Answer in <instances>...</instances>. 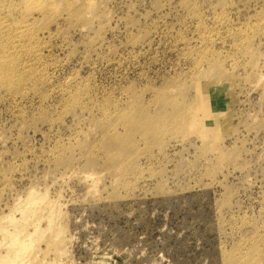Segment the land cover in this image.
I'll use <instances>...</instances> for the list:
<instances>
[{
    "label": "rangeland",
    "instance_id": "374dc122",
    "mask_svg": "<svg viewBox=\"0 0 264 264\" xmlns=\"http://www.w3.org/2000/svg\"><path fill=\"white\" fill-rule=\"evenodd\" d=\"M0 264H264V0H0Z\"/></svg>",
    "mask_w": 264,
    "mask_h": 264
},
{
    "label": "bare ground",
    "instance_id": "6f19581e",
    "mask_svg": "<svg viewBox=\"0 0 264 264\" xmlns=\"http://www.w3.org/2000/svg\"><path fill=\"white\" fill-rule=\"evenodd\" d=\"M13 240H15V238H13ZM15 241H17V240H15ZM19 241H21V240H19ZM17 242H18V241H17ZM17 242H16V243H17ZM19 243H20V242H19ZM11 259H12V258H11Z\"/></svg>",
    "mask_w": 264,
    "mask_h": 264
}]
</instances>
